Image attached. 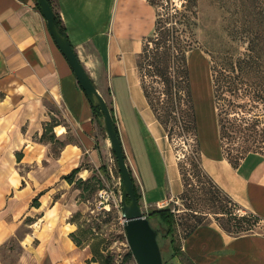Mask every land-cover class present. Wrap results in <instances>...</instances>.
I'll return each mask as SVG.
<instances>
[{"label":"crops","instance_id":"1","mask_svg":"<svg viewBox=\"0 0 264 264\" xmlns=\"http://www.w3.org/2000/svg\"><path fill=\"white\" fill-rule=\"evenodd\" d=\"M51 1L98 92L105 100V94L110 96L140 206L169 203L183 185L178 162L165 149L162 126L139 84L136 57L142 43L131 31L146 26L140 22L131 29L119 22L117 0ZM120 81L122 93L115 90ZM56 106L75 139L51 155L50 142L40 137ZM196 117L202 169L232 200L264 220V155L250 153L233 166L212 124L206 136ZM58 128L64 137L66 129ZM103 131L100 116L49 34L37 0H0V246L25 227L15 264H85L87 253L70 237L76 226L69 217L79 209L80 191L63 176L85 157L95 167L105 163L110 144ZM82 170L84 178L89 171ZM174 245L180 264H264L260 232L229 235L205 223L179 235ZM0 264L6 263L0 258Z\"/></svg>","mask_w":264,"mask_h":264},{"label":"rangeland","instance_id":"2","mask_svg":"<svg viewBox=\"0 0 264 264\" xmlns=\"http://www.w3.org/2000/svg\"><path fill=\"white\" fill-rule=\"evenodd\" d=\"M172 2L180 7V0ZM198 7V24L194 27L197 42L192 51L186 52L184 57L177 52L164 54L165 62L158 65L152 63L151 56L142 51L136 59L140 87L145 90L148 105L162 126L165 149L176 158L181 175L182 191L166 206H170L175 214L176 237L195 225L205 223H213L229 235L264 233V220L232 199L227 203L224 193L202 170L194 127L196 114L200 130L206 136L212 124L221 139L224 155L233 163H237L248 152L264 155V98H257L255 83L258 77L254 75L256 70L244 74L239 80L236 79V93L231 95L225 91V97L217 96L213 99L209 69L212 55L218 58L227 53L232 57L233 65L238 66L239 60L253 54V47L256 46L254 37L264 31V0H198ZM143 9L147 11V15L143 12L142 18ZM117 13L118 21L131 29H137L140 22L145 25L140 32L131 31V35H135L136 41L141 42L142 47L146 44L152 46L148 39L153 37L155 9L146 0H117ZM187 57L192 95L186 73ZM194 59L199 60L202 65L199 71L195 70ZM124 87V82L120 81L114 89L122 93ZM105 98L111 108L110 96L105 94ZM229 103L232 104L231 108ZM49 124L53 125L52 129L42 141L50 142V153L56 155L66 142L74 141L75 135L60 107L56 106ZM57 124L66 129L64 137L58 135L59 128L57 131L54 129ZM252 127L258 129V132H250L248 128ZM104 134L106 135L105 132ZM109 151L107 159L103 158L105 163L102 165L95 167L89 157H85L78 165L80 170L87 169L89 174L83 178L78 171L72 176V187L80 191L77 194L80 205L76 210L80 211V215L73 218L75 211L69 220L75 221L73 223L76 228L73 232L77 246L85 250L88 259H94V262L87 264H100L108 256L113 257L110 264H137L134 257L125 263L123 261L129 245L121 213L115 209L106 212L95 207L97 189L107 184H115L119 176L111 147ZM78 178L85 182L76 184ZM223 204H228L236 219L242 218L241 224L249 228L235 230V219L215 214ZM140 207L146 214V210ZM150 221L157 226L154 218ZM25 231V227L20 228L0 246V258L6 264L17 262L22 252L18 239ZM157 242L165 264H180L175 254L173 256L169 238L158 235Z\"/></svg>","mask_w":264,"mask_h":264},{"label":"trees","instance_id":"3","mask_svg":"<svg viewBox=\"0 0 264 264\" xmlns=\"http://www.w3.org/2000/svg\"><path fill=\"white\" fill-rule=\"evenodd\" d=\"M146 1L150 6H152L155 9V20H154L153 37H150V39H148L149 42H151L152 46H149L148 44H146L141 48V51L144 54L146 53L147 56H151L152 63H156L158 65L162 61L165 62L164 54H167L170 52H177L178 54H181L184 57L186 52L192 51L195 43L197 42L196 34L194 32V27L197 26L198 24L197 21L199 18L198 0H180V7H177L176 5H174L172 0H146ZM49 2L52 4L51 0H49ZM55 22L58 26L59 31L65 35L63 28L60 25V20L57 18L56 15H55ZM254 41H255L256 46L255 48L253 47V50H252L253 54L249 56L246 55V57L239 60L238 66L233 65V62H231L232 57L227 55V53H225V55L220 56L218 58L216 55H212V60L214 64H212V60L209 61V69H210V89H211L213 99L216 98L217 96L225 97L224 96L225 91L226 93H229L231 95L236 93L237 92L236 91L237 90L236 79L239 80L241 79V76H243L244 74L247 75L248 73H251V71H255V70L256 71L254 72V75L256 74V76L258 77V81L257 83H255L257 85L255 86V88L257 89V98L259 99L264 98V88H262L264 87V31H260V33L254 37ZM141 51L137 54V56L141 53ZM187 60H188V57L186 59V73H187L188 81H189L190 95H192L191 85H190L189 66H188ZM136 63H137V60H136ZM136 67H137V64H136ZM79 86L81 87L80 84ZM143 93L145 95L144 89H143ZM227 105L228 104H226V106ZM231 106L232 104H230L229 107L231 108ZM92 108L99 116L102 115L99 107L92 106ZM193 109H194V106H193ZM52 126L53 125L49 124V122H47L44 125V130L42 132L40 140H42L47 135L48 131H51ZM194 127H195L196 137H197V150L199 153L196 121H195ZM115 129L118 132L116 127ZM248 129L250 130V132L251 130H254V133L258 132V129H256L255 127L248 128ZM219 140L222 146L220 137H219ZM222 150H223V147H222ZM223 153H224V150H223ZM250 153H254V152H248L246 155ZM246 155H244L243 157H240L237 163H233L226 156L225 157L228 159V161L233 166H236L240 162V160L243 159ZM113 156L116 161V157L114 153H113ZM199 159H200V153H199ZM200 165H201V160H200ZM79 170H80V167L77 166L73 168L69 173L64 175L63 178L66 179L69 183H72L73 181L72 176L75 173H77ZM84 182L85 181L82 180L81 178H78L75 181L76 184H81ZM133 183H134V180H133ZM134 190H135L136 198L139 202V194L135 188V185H134ZM224 196H225L226 202L228 203L231 200V198L225 193H224ZM33 203H37L36 198H34ZM113 209L115 208H111L109 210L103 209L102 211L109 212ZM215 214H220L221 216H227L230 219L231 218L235 219L237 222L235 224V230H246L249 228L247 225L244 226L243 224H241L243 221L242 218L239 217L236 219V215L232 212L231 207H229L228 204H223L220 210L215 212ZM78 215H80V211H76L72 217L74 218ZM145 215L147 219L149 220L150 225L154 229L158 230L157 236L161 235L162 237L169 238L170 245L173 249V256H174L175 250L177 249L174 244H175V240L177 241L179 240V236L176 237L175 235V214L171 210L170 206L153 207L151 209H147ZM254 215L257 216L256 214ZM257 217L261 219L259 216ZM151 218L155 219L157 226L156 225L154 226L153 221L152 222L150 221ZM70 221L75 222L73 219H71ZM195 226H193L192 228H194ZM191 229H189L188 231H190ZM187 232H185L183 235L181 234L180 237L184 236ZM70 237L76 243V245H78V243L74 239V232L70 233ZM132 257H133L132 253L129 249L127 253L124 255V258H123L124 263L127 260L131 259ZM112 260H113V257L108 256L100 264H110ZM88 262L90 263L94 262V259L93 258L86 259L85 264H87ZM163 263L165 264L164 260H163Z\"/></svg>","mask_w":264,"mask_h":264},{"label":"water","instance_id":"4","mask_svg":"<svg viewBox=\"0 0 264 264\" xmlns=\"http://www.w3.org/2000/svg\"><path fill=\"white\" fill-rule=\"evenodd\" d=\"M37 3L46 20L49 34L69 63L77 82L81 85L92 106L99 107L102 113L100 116L101 124L105 130L111 150L116 157L120 174V213L132 256L137 264H164L157 242V230L150 225L136 198L130 168L126 162L121 138L115 129L116 126L113 121L111 108L108 106L102 94L98 92L92 79L80 62L68 37L59 31L55 22V12L49 0H37Z\"/></svg>","mask_w":264,"mask_h":264},{"label":"built area","instance_id":"5","mask_svg":"<svg viewBox=\"0 0 264 264\" xmlns=\"http://www.w3.org/2000/svg\"><path fill=\"white\" fill-rule=\"evenodd\" d=\"M168 205V203L158 204L157 207H163ZM95 207L98 210H109L115 208L120 212L121 208V180L120 176L117 177V182L115 184H107L98 189L95 197ZM147 210L148 207L144 206Z\"/></svg>","mask_w":264,"mask_h":264},{"label":"bare ground","instance_id":"6","mask_svg":"<svg viewBox=\"0 0 264 264\" xmlns=\"http://www.w3.org/2000/svg\"><path fill=\"white\" fill-rule=\"evenodd\" d=\"M193 65H194V67H195V70H200L201 69V67H202V65H200V61L199 60H197V59H195V60H193ZM200 75H201V72H200ZM200 77V76H199ZM201 77H202V75H201ZM202 80H204V78H202ZM201 80V81H202ZM205 90V89H204ZM206 125V124H205Z\"/></svg>","mask_w":264,"mask_h":264}]
</instances>
